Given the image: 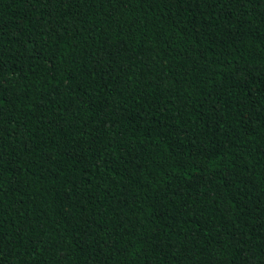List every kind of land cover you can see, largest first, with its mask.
<instances>
[{
	"label": "trees",
	"instance_id": "16d2710c",
	"mask_svg": "<svg viewBox=\"0 0 264 264\" xmlns=\"http://www.w3.org/2000/svg\"><path fill=\"white\" fill-rule=\"evenodd\" d=\"M0 264H264V0H0Z\"/></svg>",
	"mask_w": 264,
	"mask_h": 264
}]
</instances>
